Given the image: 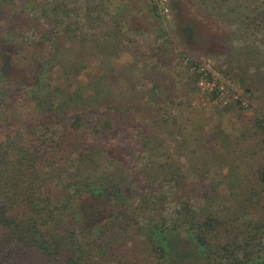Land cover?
Segmentation results:
<instances>
[{"label":"trees","instance_id":"trees-1","mask_svg":"<svg viewBox=\"0 0 264 264\" xmlns=\"http://www.w3.org/2000/svg\"><path fill=\"white\" fill-rule=\"evenodd\" d=\"M75 1L0 0V264H264V164L237 161L264 156V113L187 134L194 91L243 103L202 90L184 52L192 75L148 78L136 51L157 40L123 44L112 75L95 11L120 45L128 19Z\"/></svg>","mask_w":264,"mask_h":264},{"label":"rangeland","instance_id":"rangeland-1","mask_svg":"<svg viewBox=\"0 0 264 264\" xmlns=\"http://www.w3.org/2000/svg\"><path fill=\"white\" fill-rule=\"evenodd\" d=\"M81 1L83 0L74 2L80 7L79 12L83 10ZM100 1L102 0L98 2ZM108 2L112 5L109 6L112 12H115V19L112 20L116 22L118 18L126 17L133 24L126 22L122 27L128 40L126 43L122 37L120 45L115 30L114 33L111 29L105 30L108 27L105 14L95 11L99 25L95 29V36L102 40L99 41L102 42L100 48L106 49L105 44H111V53L115 52L109 58L106 57L116 70L112 75H120L121 67L125 70L128 54L123 44L132 49L137 48L138 44L154 45L157 40L162 45H157L153 56L136 51L142 60L139 63L145 62L148 65L145 70L148 78L155 77L162 82V79H166L168 82V78L172 76L177 80L176 74L182 70L192 75L187 65L181 61V53L184 52V55L196 60H209L210 69L226 83L229 97H237L243 103V107L236 105L234 109L225 111L209 93L194 91L190 107L179 113L183 120L192 109L189 116L193 117L190 121L186 119V125L183 126L187 134L199 132L201 126L203 131H209L219 122H222L227 134L232 130V125L240 129L244 122L249 126L256 109L264 113V0H166L168 11L165 15L160 14L161 17L151 11L149 0ZM112 24L115 25L114 22ZM186 26L193 29L188 40L184 34ZM166 34H170L172 41L166 39ZM173 36L177 39L174 40ZM117 48L124 52L117 53ZM107 51H103L104 54ZM100 57L99 54L95 55V63L103 59ZM92 58L94 60V56ZM163 60L166 62L164 67L161 65ZM188 66H191V62ZM133 75L136 76L137 72L133 71ZM233 99L232 104L235 103ZM237 161L241 164H264V156L262 152L254 158L241 155Z\"/></svg>","mask_w":264,"mask_h":264},{"label":"built area","instance_id":"built-area-1","mask_svg":"<svg viewBox=\"0 0 264 264\" xmlns=\"http://www.w3.org/2000/svg\"><path fill=\"white\" fill-rule=\"evenodd\" d=\"M149 1L154 3V6L157 7V11L159 14L165 15L167 13L168 7L166 0H149ZM183 58L185 62H188L190 60V58L187 55H185ZM194 64L198 68V70L202 73L198 82L200 88L204 91L205 90L216 91V94L217 93L220 94L219 96L220 101L222 103H227V101L229 100L227 99V97H229L228 87L226 83L218 77L217 73H215L210 69L211 64L209 60H207L206 58L204 61H200L197 59ZM235 99H237V97Z\"/></svg>","mask_w":264,"mask_h":264}]
</instances>
